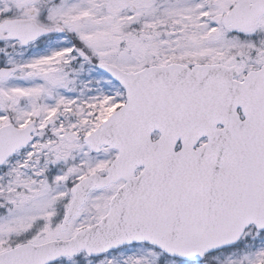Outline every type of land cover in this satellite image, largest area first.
Returning <instances> with one entry per match:
<instances>
[{
	"label": "snow or ice",
	"instance_id": "1",
	"mask_svg": "<svg viewBox=\"0 0 264 264\" xmlns=\"http://www.w3.org/2000/svg\"><path fill=\"white\" fill-rule=\"evenodd\" d=\"M0 264H264V0H0Z\"/></svg>",
	"mask_w": 264,
	"mask_h": 264
}]
</instances>
